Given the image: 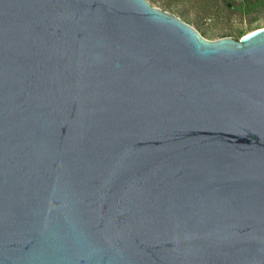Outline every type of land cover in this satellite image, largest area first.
I'll list each match as a JSON object with an SVG mask.
<instances>
[{
    "label": "water",
    "instance_id": "obj_1",
    "mask_svg": "<svg viewBox=\"0 0 264 264\" xmlns=\"http://www.w3.org/2000/svg\"><path fill=\"white\" fill-rule=\"evenodd\" d=\"M0 264H264V29L0 0Z\"/></svg>",
    "mask_w": 264,
    "mask_h": 264
},
{
    "label": "rangeland",
    "instance_id": "obj_2",
    "mask_svg": "<svg viewBox=\"0 0 264 264\" xmlns=\"http://www.w3.org/2000/svg\"><path fill=\"white\" fill-rule=\"evenodd\" d=\"M189 24L207 41H240L264 29V0H146Z\"/></svg>",
    "mask_w": 264,
    "mask_h": 264
},
{
    "label": "bare ground",
    "instance_id": "obj_3",
    "mask_svg": "<svg viewBox=\"0 0 264 264\" xmlns=\"http://www.w3.org/2000/svg\"><path fill=\"white\" fill-rule=\"evenodd\" d=\"M249 35V34H248Z\"/></svg>",
    "mask_w": 264,
    "mask_h": 264
}]
</instances>
